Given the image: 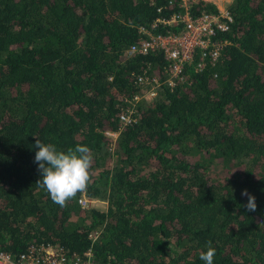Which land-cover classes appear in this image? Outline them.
Here are the masks:
<instances>
[{
    "label": "trees",
    "instance_id": "trees-1",
    "mask_svg": "<svg viewBox=\"0 0 264 264\" xmlns=\"http://www.w3.org/2000/svg\"><path fill=\"white\" fill-rule=\"evenodd\" d=\"M184 7L216 11L211 0H0V249L44 242L81 258L89 248L92 264H204L211 241L213 264H264V0H230L216 60L169 85L161 50L126 48L177 32L161 19ZM141 71L161 81L149 100L132 98ZM36 137L91 149L90 183L66 207L36 183Z\"/></svg>",
    "mask_w": 264,
    "mask_h": 264
},
{
    "label": "built area",
    "instance_id": "built-area-1",
    "mask_svg": "<svg viewBox=\"0 0 264 264\" xmlns=\"http://www.w3.org/2000/svg\"><path fill=\"white\" fill-rule=\"evenodd\" d=\"M224 1V6L216 7L215 12L203 11L198 15L191 16L184 7L182 12L171 13L168 18L161 19V21L181 23V28L177 32L165 34L147 32L146 38H141L128 45L127 54L145 53L159 49L166 60V77L164 78L166 83L172 85L175 80H187L188 72L185 67L192 65V71H198L204 61H215L221 46L226 41L218 36L219 33L228 29L232 21L227 7L230 0ZM182 4H184V0H182ZM139 29L146 31L142 26ZM135 77L137 82L144 86V90L140 95L135 94L132 98L137 99L142 96L148 100L153 97L161 81L153 75L149 76L145 71L137 73ZM121 117L128 120L127 115ZM92 199L82 196L78 198V202L81 205H88ZM88 235L92 238V233ZM84 255L85 257L81 258L73 251L69 252L61 245L52 243H30L16 254L0 249V264H92L91 259H88L91 257L89 248L84 252Z\"/></svg>",
    "mask_w": 264,
    "mask_h": 264
},
{
    "label": "clouds",
    "instance_id": "clouds-1",
    "mask_svg": "<svg viewBox=\"0 0 264 264\" xmlns=\"http://www.w3.org/2000/svg\"><path fill=\"white\" fill-rule=\"evenodd\" d=\"M35 147L37 151L34 160L41 174L36 183L47 190L55 204L66 207L68 201L77 193L86 191L90 183L93 161L91 149L86 145L77 144L74 148L60 150L55 144L42 142L37 137ZM241 195L248 198L246 209L254 212L255 197L247 189L242 190ZM205 248V251L200 252L199 258L204 264H213L216 249L211 241L206 243Z\"/></svg>",
    "mask_w": 264,
    "mask_h": 264
},
{
    "label": "rangeland",
    "instance_id": "rangeland-1",
    "mask_svg": "<svg viewBox=\"0 0 264 264\" xmlns=\"http://www.w3.org/2000/svg\"><path fill=\"white\" fill-rule=\"evenodd\" d=\"M211 1L214 2L215 5H216V7H219V8H222L224 6V4H225V1L224 0H211ZM151 98H149V99H151ZM108 134L110 135L111 138H113L116 133H114V132H108ZM201 158L207 159L208 158V153L205 154V155H202ZM209 160H210V161H208L209 171L211 172V174L213 176H216L217 172H219L220 169H222L221 168V163L219 161H215L214 158L213 159H209ZM92 202H94L93 204L94 205H97V206L104 205V202H102L101 200L94 199V201H92Z\"/></svg>",
    "mask_w": 264,
    "mask_h": 264
}]
</instances>
